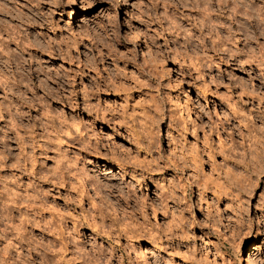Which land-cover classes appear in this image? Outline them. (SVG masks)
<instances>
[{"label": "clouds", "instance_id": "1", "mask_svg": "<svg viewBox=\"0 0 264 264\" xmlns=\"http://www.w3.org/2000/svg\"><path fill=\"white\" fill-rule=\"evenodd\" d=\"M0 264H264V0H0Z\"/></svg>", "mask_w": 264, "mask_h": 264}]
</instances>
